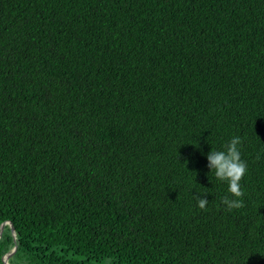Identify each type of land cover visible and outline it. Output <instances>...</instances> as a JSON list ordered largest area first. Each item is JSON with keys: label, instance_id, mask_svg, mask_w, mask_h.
Masks as SVG:
<instances>
[{"label": "trees", "instance_id": "trees-1", "mask_svg": "<svg viewBox=\"0 0 264 264\" xmlns=\"http://www.w3.org/2000/svg\"><path fill=\"white\" fill-rule=\"evenodd\" d=\"M7 221L0 264H264V0H0Z\"/></svg>", "mask_w": 264, "mask_h": 264}, {"label": "clouds", "instance_id": "clouds-1", "mask_svg": "<svg viewBox=\"0 0 264 264\" xmlns=\"http://www.w3.org/2000/svg\"><path fill=\"white\" fill-rule=\"evenodd\" d=\"M209 161V174H213L218 182L227 185V194L221 197V203L226 211L239 209L244 205V191L241 181L248 172L247 161L242 157V139L240 136H232L227 142L206 153ZM193 190V189H192ZM208 192L197 190V194L191 192L196 205L201 210H206L209 200Z\"/></svg>", "mask_w": 264, "mask_h": 264}, {"label": "water", "instance_id": "water-1", "mask_svg": "<svg viewBox=\"0 0 264 264\" xmlns=\"http://www.w3.org/2000/svg\"><path fill=\"white\" fill-rule=\"evenodd\" d=\"M7 225L10 226L11 232H12V235H13V239L15 241V229H14L13 222H11V221H7V222H5V223H3L1 225V227H0V238H1L2 234H3V231H4L5 226H7ZM16 251H17V245L15 244L12 252L11 253H8L7 255H5L3 257V263L4 264H9V260L15 255Z\"/></svg>", "mask_w": 264, "mask_h": 264}]
</instances>
